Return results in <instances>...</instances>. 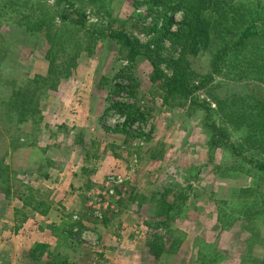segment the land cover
Instances as JSON below:
<instances>
[{"label": "rangeland", "instance_id": "obj_1", "mask_svg": "<svg viewBox=\"0 0 264 264\" xmlns=\"http://www.w3.org/2000/svg\"><path fill=\"white\" fill-rule=\"evenodd\" d=\"M151 1L0 0V264H264V0H212L220 39L168 104L150 58L172 75L159 33L184 13ZM157 193L175 210L155 262L132 200L149 215Z\"/></svg>", "mask_w": 264, "mask_h": 264}, {"label": "trees", "instance_id": "obj_2", "mask_svg": "<svg viewBox=\"0 0 264 264\" xmlns=\"http://www.w3.org/2000/svg\"><path fill=\"white\" fill-rule=\"evenodd\" d=\"M163 1L166 0H152L150 4L157 6ZM220 3L221 1L213 2L212 0H181L180 8L184 13V19L180 24L178 32L174 33L170 31V27L174 25L171 18H168L164 28L160 30L161 32L159 34L161 37L167 38L174 47H181L180 58L171 62V76L165 75L159 67L158 62L150 58L153 65V78L165 91V103L168 104L178 100L188 99L193 95L195 89V84L193 82H195L196 78L195 73L187 66L186 57L191 54L196 55L200 49L207 48L211 32L220 39L221 28L219 30V27H221L222 24L219 18V12L224 10L221 5L219 6ZM258 35L264 39L263 33H259ZM252 36H254V33L250 34L245 32L241 37L239 45H242L245 40H250ZM113 37L124 40L125 45L130 49V60L134 61L138 56L142 55L141 50H139L140 44L138 41H132L123 33L113 35ZM232 41L233 40H229V42L224 43L226 48H230ZM219 54L218 51L217 55ZM215 130L217 135H223L216 127ZM257 166L261 171H264V163H259ZM158 194L159 193L154 194L150 198V205L155 208L150 210L149 215H144L142 212V199L135 198L132 200L133 202L135 201V203L138 202L137 215L140 217H149L147 218L148 220H145L148 228L146 247L148 249L149 258L155 262L160 260L168 251L169 245L165 231L169 229L171 214L175 210V204L160 198ZM28 204L33 205L31 203ZM34 209L37 208L34 206ZM38 211L42 215L48 214L47 209ZM47 250L48 246L36 244V246L32 247L30 250L29 257L38 261L47 253Z\"/></svg>", "mask_w": 264, "mask_h": 264}, {"label": "crops", "instance_id": "obj_3", "mask_svg": "<svg viewBox=\"0 0 264 264\" xmlns=\"http://www.w3.org/2000/svg\"><path fill=\"white\" fill-rule=\"evenodd\" d=\"M52 212H54L53 210H52ZM35 239H36V237H35ZM32 243H40V244H48L49 242H46V240L45 239H42V238H40V236H39V239H37V240H34ZM30 250V249H29Z\"/></svg>", "mask_w": 264, "mask_h": 264}]
</instances>
